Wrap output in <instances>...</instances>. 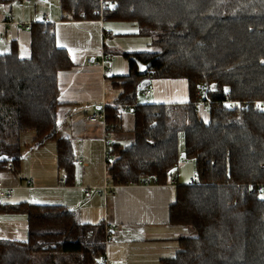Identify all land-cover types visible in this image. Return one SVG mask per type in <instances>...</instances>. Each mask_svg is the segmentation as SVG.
Here are the masks:
<instances>
[{
	"label": "trees",
	"instance_id": "16d2710c",
	"mask_svg": "<svg viewBox=\"0 0 264 264\" xmlns=\"http://www.w3.org/2000/svg\"><path fill=\"white\" fill-rule=\"evenodd\" d=\"M113 1L101 8V0H59L64 20L102 16L137 25L138 35L152 39L151 50L124 53L128 74L108 78L122 92L107 105L106 121L130 140L123 146L119 138L110 149L108 177L118 185L146 177L166 184L181 158H195L199 180L177 183L170 207V223L187 231L163 264H264V0ZM29 31V56H21L16 40L0 53V176L9 166L20 169L21 135L33 131L31 149L54 141L57 166L73 185V141L58 121L59 73L73 60L58 45L54 24L32 22ZM131 56L152 61L146 76ZM144 78L185 79L190 99L140 103ZM197 93L210 106L196 107ZM121 106L129 107V128ZM1 209L27 215L28 240L0 239V264H104V223H83L61 204Z\"/></svg>",
	"mask_w": 264,
	"mask_h": 264
},
{
	"label": "crops",
	"instance_id": "0c3cea01",
	"mask_svg": "<svg viewBox=\"0 0 264 264\" xmlns=\"http://www.w3.org/2000/svg\"><path fill=\"white\" fill-rule=\"evenodd\" d=\"M15 2L19 5L14 4ZM15 2L0 4V22L4 20L8 11L12 12L16 22L41 21L43 15L34 17L31 12L22 8L24 4ZM49 15L50 23L55 25L58 45L67 49L73 60L70 69L59 73L61 105L58 108V121L62 126V132L64 129L63 133L70 136L73 141L75 159L82 157L84 163L79 164L75 160L73 185L65 183L64 186H60V180L66 174L57 166L55 142L49 141L41 148L32 150L31 144L35 134L32 140L27 141L24 139L22 141L21 135V142L25 147L23 146L20 169L13 166L14 169L11 170L9 166L0 176L4 183L17 187L12 199L0 198V239L28 240L27 215L2 210L3 204L29 202L27 200L30 196L19 191L35 186L37 188L51 186L55 192L47 195L51 202L47 204L65 205L78 213L81 222L93 225L104 223L109 227L112 241L108 247V264H163V259L174 257L179 250L178 239L181 235L179 236L178 229L183 227L170 223V207L176 200L177 183L187 184L192 177L187 180L182 174L178 175V170V178L172 176L166 184H125L119 185L107 196H100L95 192L90 197L85 195L84 187L91 185L88 184L90 181L86 180L91 178V186L103 184L108 176L107 165L114 158L110 154L109 161L105 162L103 123L91 122L89 115L102 109L106 111L107 105L114 104L122 90L115 89L108 78L125 75H109L100 65L89 64L87 60L98 59L103 52L116 56V52L119 51L117 46L122 48L123 43L114 44L110 39V44L107 45L108 36L110 38L120 34L115 30L118 27L116 22L107 28L106 21L64 20L62 12ZM2 30L3 25L0 23V32ZM30 35L29 30L15 24L12 38L7 40V43L10 45L16 40L21 56L27 57L29 55L23 52L31 46ZM8 50L9 46L0 43V53ZM128 65L119 63L115 68L116 72L124 73L127 69L129 72ZM153 83L155 91L147 95L152 96V99L148 100L151 103H185L190 99L188 82L185 79H156ZM128 112L129 110L124 112L127 123L123 124V128H129L131 124L128 123L130 116ZM112 134L113 144L120 138L119 142L123 146L129 145L130 140L119 136L124 135L122 132L112 131ZM48 144H53L51 148H54H47ZM28 157L32 168H29L31 166L28 164ZM45 160L56 162L58 176H55V170L50 172L53 176L48 175L51 177V180L50 178L48 180L52 181L49 184L52 185L42 184L45 170L42 168L40 172V168ZM20 171H27V174L21 176ZM30 177H34V186L25 187V181ZM36 181L38 185H35Z\"/></svg>",
	"mask_w": 264,
	"mask_h": 264
},
{
	"label": "rangeland",
	"instance_id": "374dc122",
	"mask_svg": "<svg viewBox=\"0 0 264 264\" xmlns=\"http://www.w3.org/2000/svg\"><path fill=\"white\" fill-rule=\"evenodd\" d=\"M14 4L19 5L17 2H15ZM22 8L27 12H31L34 15V17H39L40 15H43V13H45V12L48 14H51V15L54 13H61L62 12L60 9L59 0H33L31 3L24 4L22 6ZM113 22H116L115 24H118L117 25L118 27L115 28V30L118 31L120 34L115 35V36H111L110 38L108 36L107 37L108 38L107 39V45L110 44V39L113 41L114 44L115 43H123L122 48L117 46L119 51L116 52V56H114L115 57V60L113 62V68L114 69L117 67V65L119 63L120 64L124 63L126 65L129 64V60L124 56V53H125L124 51H126V52H140V51H146V50L152 49V39L150 37H147V36L138 35L139 28L137 25L129 24V23H121V22H117V21H106L107 28H109L110 24H113ZM0 43L7 46V47L9 46L7 41L0 42ZM23 53H26L27 55H29L30 54V46H29V48H26ZM127 72H128V69H127ZM127 72L118 73V72H116V69H115L112 72H110L109 75H112V74H114V75L115 74H125L126 75L129 73V72L128 73ZM151 99H152V96H147L143 92H141L138 96V102H140V103H151V101H148ZM131 120H132L131 116H129L128 117V123L131 122ZM63 132H64V129H63ZM34 134L35 133L33 131H28V132L22 134V141H23V139L25 141L32 140ZM110 135H111V138L114 137L112 134V130H111ZM53 144H48L47 148H51L53 146ZM23 146L25 147L24 144H23ZM179 146H180L181 150L184 149V138L183 137H181L179 140ZM53 148H51V149H53ZM51 149H49L48 152H50ZM183 154L184 153H182V155ZM28 164L31 166V163L29 161V157H28ZM28 167H26L27 170H28ZM22 168H24V165L22 166ZM29 168H32V166ZM34 168H35V165H34ZM42 168H44V170H45V173L43 175L44 176V181H43L44 183H42V184L52 185V184H49L52 181H50L51 177H48V175L49 174L51 175L50 172L55 170V172H56L55 176L56 177L58 176V170H57L56 162L53 160H52V162L49 160H45L42 167L40 168V172L42 171ZM195 172H196L195 158H193V157H185L184 158L183 157L180 159L178 175L182 174V176L186 177V179L188 180L195 174ZM25 173L27 174V171H23V172L20 171L21 176H23V174H25ZM178 175L176 178H178ZM51 176H53V175H51ZM32 178H34V177H32ZM49 178H50V180H48ZM88 180L90 182L92 181L90 178V179H87L86 182ZM90 182L88 184L92 185V183H90ZM37 183H38V181H36L35 185H38ZM56 183H57V178H56L55 184ZM182 184H186V183H182ZM91 185H87V186H91ZM95 185H97V184H93V186H95ZM19 192H24L30 196L27 200V201H29V203L47 204V203H51V202H49L47 195L49 193L55 192V190H54V188H51V186H45V187H43V186L39 187L38 186V188H37V186H35L34 188L23 189ZM261 195L264 197L263 189H262ZM186 231H187L186 227H180L178 229L179 236L186 233ZM172 253H173V250H172ZM173 256H174V254H173ZM170 257H172V256H170Z\"/></svg>",
	"mask_w": 264,
	"mask_h": 264
},
{
	"label": "built area",
	"instance_id": "2783aa9c",
	"mask_svg": "<svg viewBox=\"0 0 264 264\" xmlns=\"http://www.w3.org/2000/svg\"><path fill=\"white\" fill-rule=\"evenodd\" d=\"M33 0H19L18 2L21 4L25 3H31ZM114 4L113 0H101V8L103 6H111ZM102 13V10H101ZM103 21V17L101 16ZM51 22L50 15L48 13H44L43 17L40 21V23L48 24ZM3 25V30L0 32V41H7L12 38V33H13V26L15 24H20L22 25L26 30H31L32 28V22H16L14 20L13 14L11 11H8L6 14L4 20L0 22ZM89 64H94V65H100L103 68V71L105 73H110L113 70V61H114V54L113 53H108V52H103L101 56L98 59H88L87 60ZM155 91V85L154 83H150L143 89V93L145 95L151 94ZM197 101L195 103L196 107H201L202 104H204L206 107L210 106V102H202L200 98V94L197 93ZM200 98V99H199ZM229 107H233L234 103L233 102H228L227 104ZM121 109L123 112H126L129 110L128 106H121ZM89 120L91 122H102L103 123V141H104V159L105 162L107 163L110 159V148L113 145L114 141L111 138V130L106 122V111L105 109H102L100 111H95L89 115ZM77 163L83 164L84 159L82 157H78L75 159ZM10 169L12 170V166H10ZM199 180V175L194 174L193 177L190 179L189 184L193 185ZM34 178H28L25 181V187H33L34 186ZM66 183V175H63V178L60 180V186H64ZM138 184H145V185H152L155 184L153 181L149 178H143L142 181ZM119 185L115 184L108 176L105 178L103 184L101 185H96V186H85V195L87 197H90L92 193H97L100 196H107L108 194L112 193L115 188H117ZM16 186H11L8 184H5L3 181L0 180V198L5 199V200H10L13 198L16 190ZM259 189L261 187L259 186ZM110 241H112V235L111 231L108 226H105V245L106 248L104 250V253L102 254L100 260L104 264H108V247L110 244Z\"/></svg>",
	"mask_w": 264,
	"mask_h": 264
},
{
	"label": "water",
	"instance_id": "95a60500",
	"mask_svg": "<svg viewBox=\"0 0 264 264\" xmlns=\"http://www.w3.org/2000/svg\"><path fill=\"white\" fill-rule=\"evenodd\" d=\"M131 60H133L134 62L137 63L138 65V72L140 75L142 76H146L148 71H149V68L152 64V61L148 62V63H143L141 60H139L138 58L134 57V56H131ZM151 79L150 78H144L142 81H141V84H140V90H143L147 85H149L151 83ZM183 156H185V153L183 154Z\"/></svg>",
	"mask_w": 264,
	"mask_h": 264
}]
</instances>
